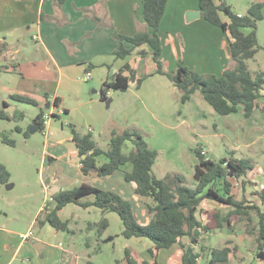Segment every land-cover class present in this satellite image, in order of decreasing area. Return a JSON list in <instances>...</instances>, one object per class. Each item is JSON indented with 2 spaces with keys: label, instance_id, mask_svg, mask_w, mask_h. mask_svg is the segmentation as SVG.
I'll return each instance as SVG.
<instances>
[{
  "label": "crops",
  "instance_id": "1",
  "mask_svg": "<svg viewBox=\"0 0 264 264\" xmlns=\"http://www.w3.org/2000/svg\"><path fill=\"white\" fill-rule=\"evenodd\" d=\"M220 3L221 0L216 1V4ZM227 5L230 6L229 4ZM81 8L94 9L95 13L109 27L100 28L93 19L84 15L80 10ZM143 10V0H66L60 13H57L58 11L56 10V0H0V50L2 51L0 60L6 61L5 64H0V78H3V76L17 78L14 86L9 85L10 83L3 86V101H6L5 99L7 98L11 100L12 95H28L37 100L39 113L41 109L44 112L43 118L46 129L43 133H45L52 126H58L59 123L56 120L60 116L66 115L65 110L68 111L66 117L72 114V110L69 109L63 94H61V89L64 85L68 88L71 87L72 90L69 93H73L78 103L83 106L88 100L84 98L85 93L83 91L81 94L77 93L79 81L92 82L91 84L95 87L89 94L99 93L100 95L103 84L118 74L126 64H129L132 68H135L137 79H143V82L138 86L136 81H132L127 91L110 92L106 101L100 99V102L112 112L110 116L105 118L104 124L111 123L108 129L111 135L113 132L122 133L125 130L140 131L149 146L158 152L157 160L153 167L154 176L156 169L160 166L159 158L163 151L167 156V161L170 160L178 167H182L181 169H183L184 173L190 176L169 170L161 179L169 177L170 186L175 187L177 185L175 176H181L185 179L188 186L195 187L194 171L195 167L199 165L195 150L201 149L205 152L204 156L206 159H210L209 155L207 157L208 151L204 150L206 148L203 146H199L195 150L190 148V142L179 131H176V128L171 123L162 122L164 115L171 113L173 105H176V101L173 99L176 97L177 99L180 98L179 90L166 76L157 74L152 50L149 46L144 45L135 48L132 55L125 59H116L114 56V52L122 44L120 40L114 37L115 33L133 36L139 31L152 32V29L144 20ZM42 15L51 17L54 20H42ZM65 21L66 24L58 25L59 22L64 23ZM263 25L264 20L258 24L257 34L260 45H264L262 44L264 43ZM32 34L35 44L32 50L40 53L44 52L46 55L45 71L49 73V78L47 79H41V77L37 76L28 78L22 73V64L9 63V59L12 62L16 61V56L20 55L24 48L29 47L28 43H26V37L28 39ZM160 37L162 41L161 58L167 72L174 71L180 61L189 69L202 75L221 76L225 70L233 69L236 66L230 55L229 46L232 41L230 35L203 19L199 8V0H168L160 25ZM123 44L128 49L132 47L127 42H123ZM142 51H145L146 56L141 55ZM90 65H95L96 67L90 69ZM88 72L91 73V77L86 81L84 79ZM27 81L33 82L34 85L37 83L39 85L40 83L43 85L47 84V90L44 91V94L32 93L30 89L22 88V85ZM46 95L49 96L48 99ZM58 98L60 99V104L56 105L55 100ZM11 101L15 104H20L13 99ZM193 101L198 102L205 118L220 119L222 121L221 126L218 124V119L213 122L218 135L223 136L227 140L232 133V137H237L236 146H240L242 150H245V136L248 137L249 131H255L258 134L261 133L260 131H264V121L259 126L252 123L247 124V122L243 124L244 122L241 119L237 120L239 115L243 116L246 121L251 120L260 110H256L250 118L245 117L242 107L236 114L218 117L220 115L198 95L195 94L193 96L190 102ZM259 101L264 104V97ZM10 107L12 106L10 105ZM115 124H120L121 126L119 125L114 129ZM232 126L234 128L231 133L229 132V137L224 132H221L223 131L222 128L229 131ZM199 127L204 128L205 125L200 123ZM37 130H39L38 126ZM89 133L86 132L84 135ZM159 134L163 138L162 141H160V138L159 140L154 138ZM71 142L74 144L72 133ZM188 147L190 158L183 160L184 152ZM75 149V156L79 160L78 164L75 166L72 163H68L69 165L63 169L61 175L58 174V160L55 157L50 155V163L46 161L45 165L54 172L51 177L49 176L46 183L47 191L51 198L63 190H70L82 184H89L105 191L118 193L124 199L130 201L136 218L140 223L148 224L151 221L152 215L149 213L145 202L139 201L140 203L136 207L134 206V202H138L135 194L136 184L125 180L126 174L131 172L133 167L129 168L126 165L112 176L99 177L97 173L86 176L81 171L80 163L84 157L79 156L76 145ZM231 150L234 151V158L240 159L238 158L239 153L236 152L238 149L232 147L229 151ZM247 150V154L253 155L252 150ZM240 154L242 153L240 152ZM252 155H250V158H253ZM99 160L100 163L107 162L104 156H101ZM12 187L13 185L9 188ZM88 201H92V198H88ZM210 203H207V207L204 205L201 208L199 219L203 224L208 221L205 218L206 212L219 209L209 205ZM46 204L45 202L39 209V215L22 232L8 229L5 226L0 227V249L7 255L4 257L0 251V263L98 264L96 262V259L99 258L98 252L103 254L104 251L103 249L98 250L97 247L99 248L101 242L112 238L109 230L113 223L117 224L118 227L122 224L120 217L116 216L114 212L104 214L95 206L83 208L79 205L69 204L61 214L62 220L69 223V232H56L49 224L43 227H38L37 225V219L42 216ZM72 205L75 206V212L72 218H68L66 210ZM102 218H106L109 221V227L102 237L98 239L93 234L94 230L88 228V224L98 223ZM72 221L75 223L74 228L71 226ZM123 229L122 226V232ZM76 231L82 233L90 231L86 236L88 240L86 242H77L71 235V233ZM30 232H32L31 237L24 238ZM206 234L209 233H205L200 237L199 244L195 246L196 252H201V246H205L201 244V239ZM123 238L126 240L123 248L124 255L120 249L119 259L109 260L106 262L107 264H128L125 260L126 249L132 251L139 260L149 262L152 260L149 250L154 245L150 240L146 238ZM185 243L189 244V241L185 240ZM165 251L166 262L170 264L171 255L180 251V246L174 245L169 250H162L159 256V264H161L160 260ZM121 255H123V259ZM235 257L236 253L232 256L231 262ZM259 260L264 263L261 259ZM199 261L204 264L207 260L202 257Z\"/></svg>",
  "mask_w": 264,
  "mask_h": 264
},
{
  "label": "trees",
  "instance_id": "2",
  "mask_svg": "<svg viewBox=\"0 0 264 264\" xmlns=\"http://www.w3.org/2000/svg\"><path fill=\"white\" fill-rule=\"evenodd\" d=\"M66 0H56V10L60 13ZM199 0L202 17L208 23L222 29L230 35V55L236 63L235 68L227 69L221 76L202 75L187 66L182 61L178 67L167 72L162 61V41L160 25L166 11L168 0H143V16L152 32L139 31L133 36H124L117 33L114 37L122 42L114 52L116 59H125L132 55L135 48L147 45L152 50L157 74L166 76L179 90L182 104L189 103L196 93H200L213 110L220 116L236 114L243 108L246 118H250L256 110L264 114V104L260 99L264 97V70L252 73L248 61L255 59L260 50L264 49L258 40V24L264 20V0L253 3L245 15L234 13L226 1ZM84 15L93 19L98 26L109 27L95 13L94 9L81 8ZM42 20L53 21L51 17L41 16ZM227 19V20H225ZM66 24L59 22L58 25ZM123 42L132 45L126 48ZM0 50V54H1ZM146 56L145 51L141 52ZM90 65V69L95 68ZM1 69V68H0ZM6 69V68H4ZM1 71V70H0ZM128 73V75H126ZM136 81L140 86L143 79H137L135 68L126 64L115 76L108 79L101 89L100 99L106 101L110 92H125L129 84ZM14 101L39 107V103L28 95H12ZM48 99L49 96L46 95ZM56 105L60 99L55 100ZM9 105L4 102V109ZM68 114V111H64ZM44 112L34 119V124L40 131H45ZM0 119L10 120L5 110H0ZM73 135L80 157L81 171L89 176L97 173L99 177L115 175L126 165H132V171L125 176L126 182L136 184L135 194L142 199L152 215L148 224H142L136 218L130 201L120 194L105 191L89 184H82L70 190H63L52 196L47 202L43 214L37 219L38 227L46 224L52 226L56 232H69V223L62 220L61 214L69 204L83 208L95 206L104 214L114 212L119 215L122 224V236L126 239L146 238L153 243L149 250L151 261L142 264H159L162 250H169L174 245L180 246V251L171 255L170 264H201L204 257L206 264H230L232 256L237 252L238 245L234 239H227L223 247L201 246V252H196L200 237L205 233L228 228L233 233L241 230L247 236H253L257 245V258L264 261V181L258 182L256 176L260 174L250 159H236L234 156L223 158L220 161L206 159L201 149L195 154L199 165L195 167V187L188 186L185 179L175 176L177 185L171 187L169 177L158 179L153 174L158 152L152 149L138 130H125L122 133L113 132L110 146L107 151L101 149L89 133H78L74 124H68ZM21 132V131H20ZM26 138L29 133L24 134ZM3 142L14 147L15 141L2 134ZM131 143L132 148L124 152ZM104 156L107 162L100 163L99 158ZM252 174L254 176H252ZM11 174L0 163V184H9ZM236 185L241 189L242 198L238 200L234 194ZM92 198V201H88ZM87 199V200H86ZM208 202H216L221 207L206 212L208 220L203 224L199 219L202 206ZM227 210V212H225ZM109 227V221L102 218L98 223H89L88 228L96 229L100 239ZM112 240V238L107 239ZM189 241V244L185 243ZM125 260L128 264H140L133 252L125 251Z\"/></svg>",
  "mask_w": 264,
  "mask_h": 264
},
{
  "label": "rangeland",
  "instance_id": "3",
  "mask_svg": "<svg viewBox=\"0 0 264 264\" xmlns=\"http://www.w3.org/2000/svg\"><path fill=\"white\" fill-rule=\"evenodd\" d=\"M225 1L230 7H232L231 9L234 13L242 15L247 13V8H249L251 4L261 2V0ZM263 27L264 25L262 26V30ZM32 38L33 34L28 39L26 37V43H28L27 45H29V47L24 48L22 53L16 56V61L12 62L11 59H9V63L22 64V73L28 78L37 76L41 77V79H47L49 78V73L45 71L46 55L44 52L40 53L32 50L33 45H35ZM261 46L264 47V45ZM5 63L6 61L0 60V64ZM248 66L252 73L264 70V49L260 50L255 59L248 61ZM16 79V77L14 78L10 76H3V78H0V110H5L10 117V120L0 119V163L4 165L11 174L9 184H0V227L5 226L8 229L22 232L29 223L39 215V209L45 204V202L47 203L52 200L51 196L48 194L46 186L49 176L51 177L54 174L53 170H50L45 165L46 161L50 163L49 156L51 155L58 160L59 175H61L63 169L69 165L68 163H72L75 166L78 164L79 160L78 157L75 156L76 149L75 145L71 142V130L68 124H74L78 133L86 134V132H90L93 140L98 143L103 150L107 151L110 146L111 133L108 129L110 128L111 123L104 124V120L110 116L112 112L107 106L100 102L99 93L89 94L95 87L91 84L92 82L85 83L79 81L77 84V93L81 94L83 91L85 93L84 98L88 100L83 106L78 103L76 96L73 93H69V91L72 90L71 87L68 88L64 85L61 89V94H63L69 109L72 110V114L67 117L66 115L60 116V118L56 120L57 123H59L58 126H52V128H49V131L43 133L40 130L34 129V119L39 113L37 107L23 103H16L18 104L16 105L11 101L12 99L9 100V98L5 99L6 101H3V86L8 85L9 83V85L14 86ZM46 86L47 84L43 85L40 83L39 85V83H37L34 85L33 82L27 81L22 85V88L30 89V92L32 93L44 94V91L47 90ZM196 95L202 98L199 92L196 93ZM173 100L176 101V105H173L171 113L164 115L162 122L164 121L166 124L171 123L176 128V131H179L180 134L190 142V148L195 150L199 146H203L206 148L204 150L209 152H207V157L209 155L212 161H220L223 158H230L233 156L234 151H229V149L235 147L238 149L236 150V152L239 153L238 158L250 159L257 168H261L260 174H258L256 178L258 182H263L264 131H260V134L255 131H249L248 137L245 136V150H242L240 146H236L237 137H232L231 135L234 126H232L229 131L222 128L223 131L221 132H224L228 137L229 132L231 133L229 139L226 140L223 136L218 135L213 125V122H216L215 120L218 118H205L202 115L200 110L201 107L197 101L182 104L180 98L177 99L176 97ZM4 102H7L12 107L4 109ZM206 105L208 104L206 103ZM43 108H45V106H43ZM238 119H241L244 122L243 124L247 122V124L252 123L260 126L264 121V114L258 111L251 120L246 121L241 115H239L237 120ZM218 120V124L221 126L222 121H220V119ZM200 123H203L205 127L200 128ZM119 125L115 124L114 129ZM25 133H29L28 138L25 137ZM2 134H6L9 139L15 141V146L12 147L5 144L1 136ZM154 138H156V140H159L160 138V141L163 140L161 134ZM131 148L132 145L129 143L128 148H125L124 152L128 153ZM247 149L252 150L253 155L247 154ZM240 152L242 154H240ZM250 155H252L253 158H250ZM186 158H190L189 147L184 152L183 160ZM166 159L167 156L162 151L159 158L160 166L155 171V176L158 179L163 178L165 173L169 170L180 172L187 176L189 175L184 173L183 169H181L182 167H178L175 163L170 160L167 161ZM127 167L132 168L131 165H128ZM252 176L254 175L252 174ZM12 185L13 187L9 188V186ZM234 194L238 200L242 198V192L238 185H236V188L234 189ZM137 200L138 202H134L135 207L140 203L139 201L144 202L138 197ZM209 205H213L216 208L221 207V205L216 202H211ZM207 206L208 205L206 204V207ZM74 207L75 206L72 205L67 208L66 216L68 218H72L73 213L75 212ZM115 215L117 216L118 214ZM71 226L73 228L75 226L73 221L71 222ZM122 226L123 224H120L118 227L117 224L113 223L109 230V234L112 235V240H105L100 243L99 248L97 247L98 250L103 249L104 251L103 254L98 252L99 258L96 259L98 264H107L106 262L109 260L119 259L120 249L123 254L124 243L126 240L121 236ZM88 232L90 231H84L83 233L76 231L75 233H71V235H73L77 242H86L88 240L86 237ZM93 234L97 238L96 229H94ZM244 235L245 234L241 231L233 233L228 229L219 230L218 232L204 235L201 239V244L207 247H223L227 239H234L235 244H238V250L236 252V257L235 259H232L231 264H264L256 258L257 245L254 237ZM118 238L120 239L118 240ZM0 251L4 257L7 256L2 249H0ZM165 253L166 251L161 257V264H167ZM123 255H121L122 259ZM137 260L142 264L143 260Z\"/></svg>",
  "mask_w": 264,
  "mask_h": 264
},
{
  "label": "built area",
  "instance_id": "4",
  "mask_svg": "<svg viewBox=\"0 0 264 264\" xmlns=\"http://www.w3.org/2000/svg\"><path fill=\"white\" fill-rule=\"evenodd\" d=\"M90 77H91V73L90 72H88V73H86V75H85V79L84 80H89L90 79ZM203 155H205V152H203ZM52 201V200H51ZM31 235H32V232H30L28 235H25V237L24 238H29V237H31Z\"/></svg>",
  "mask_w": 264,
  "mask_h": 264
},
{
  "label": "water",
  "instance_id": "5",
  "mask_svg": "<svg viewBox=\"0 0 264 264\" xmlns=\"http://www.w3.org/2000/svg\"><path fill=\"white\" fill-rule=\"evenodd\" d=\"M34 129H36V130H37V126H36V125H35ZM9 187H10V186H9Z\"/></svg>",
  "mask_w": 264,
  "mask_h": 264
}]
</instances>
